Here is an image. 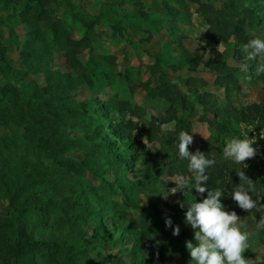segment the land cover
Segmentation results:
<instances>
[{
  "label": "rangeland",
  "instance_id": "rangeland-1",
  "mask_svg": "<svg viewBox=\"0 0 264 264\" xmlns=\"http://www.w3.org/2000/svg\"><path fill=\"white\" fill-rule=\"evenodd\" d=\"M6 1L9 7L0 4V50L8 64L5 72L1 71L5 64H0V92L22 90L30 94L32 86L24 84L22 73L26 80L50 89L53 85L49 71H68L70 75L82 77L78 89L73 91L75 97H96L101 100L99 105L107 102L108 121H126L132 127L133 138L142 142L146 151L135 160L128 173L129 179L139 181L129 203L124 205L118 196L121 216L114 222L105 220L108 226H124L116 235L121 236L120 240L113 237L109 242L87 241L94 220L85 213H82L85 221L77 225H70L64 213L53 215L55 224L39 227L35 231L37 240L41 235L48 244L49 237L55 239L54 234H58L82 248L90 264H191L185 244L193 241L194 230L184 223L187 209L186 206L181 208V204L191 202L194 197L197 199L199 193L195 189L192 196L182 191L172 193L170 190L176 187V180L192 179V176L171 174L168 168L173 157L182 158L176 139L180 131L194 132L190 152H202L205 146L217 162L230 169L237 183L235 170L243 166L225 159L223 147L232 138L255 140L253 146L258 148V154L246 160L247 167L242 170L255 183L258 193L264 195V138L260 136L264 135V121L236 122L231 115L224 118L219 115L232 107L264 104V74L257 75L256 62L245 59L242 45L246 42L237 32L226 42L218 40L217 48L226 63L237 69L238 81L228 89L230 99L226 96L227 88L215 82L216 73L203 64L195 69L185 66L179 48L181 43L193 57L213 61V55L202 48L206 34L214 29L209 18L233 12L232 0H198L196 3L189 0H50L46 13L35 0ZM34 23L48 40L65 34L69 41H80L75 57L81 68H68L64 52L54 51L43 58L47 67L27 69L23 60L30 48L28 30ZM244 26L247 40L264 38V32L251 27L246 20ZM69 134L73 141L80 137V132L70 131ZM24 136L38 143L50 138L57 141L60 137L50 126L35 132L13 124L0 126V151H3L1 159L5 167L15 166L22 155L37 161ZM82 145L67 146V160L58 158L55 164L70 171L77 182H87L102 192L103 180L84 162L88 145ZM40 159L47 163L44 157ZM42 170H37L36 179H46ZM48 185L45 189L52 193ZM222 203L227 210L224 199ZM10 211L7 193L0 183V218L7 217ZM236 213L241 218L238 226L249 237V249L243 255L249 264H264V225L259 223L264 210L255 214L239 208ZM166 217L179 225V235L174 236L172 229L165 227Z\"/></svg>",
  "mask_w": 264,
  "mask_h": 264
},
{
  "label": "trees",
  "instance_id": "trees-1",
  "mask_svg": "<svg viewBox=\"0 0 264 264\" xmlns=\"http://www.w3.org/2000/svg\"><path fill=\"white\" fill-rule=\"evenodd\" d=\"M35 2L41 6L43 12L50 5V0ZM0 4L9 7L10 3L0 0ZM230 7L233 12L227 11L222 17L209 18V21L214 23V29L206 34V44L202 48L204 52L208 50L213 55V61L206 62L203 57H193L186 47L179 43L183 64L192 69L203 64L214 71L215 82L227 88L228 99V89L238 81L237 69L226 63L223 53L217 48L218 40L226 42L233 32H237L242 41L247 43L245 20L251 27L264 32V0H232ZM12 9L15 11L14 7ZM168 10L174 13L169 7ZM232 13L234 15H231ZM239 18H242L240 22L237 21ZM54 28L58 31L57 27ZM28 31L31 33L30 48L23 60L27 69L39 70L47 67L43 58L52 55L54 51L64 52L68 68H81L75 57L80 50V41H69L65 34L55 35L52 40H48L36 23L31 24ZM0 64H5V67H1V71L5 72L8 61L1 50ZM21 77L24 84H31L32 91L30 94L22 90L16 93L0 92V126L13 124L28 132L50 126L58 131L60 137L57 141L50 138L45 143H38L33 138L24 136V141L30 146L28 148L34 157H37V161L22 155L13 167H5L1 159L3 151H0V183L7 193L11 207L9 215L0 218V264H76L78 261L79 264H90L91 261L84 255L83 249L74 243L54 234L55 239L49 237L46 244L41 235L39 240L36 239L35 231L47 224L53 226L55 214L64 213L68 215L70 225H77L85 221L82 215L85 213L94 220V228L87 241L109 242L113 237L120 240L121 236L116 235L124 226H108L105 220L108 218L114 222L121 216V205L116 199L118 196L122 198L124 205L129 203L130 195L137 188L139 181L129 179L128 173L134 167L135 160L146 154L145 146L133 138L132 127L126 121H108L110 113L107 102L102 101L99 105L101 100L96 97H75L73 91L78 89L82 77L70 75L68 71H49V81L53 85L50 89L38 86L35 81L26 80L23 73ZM164 96L168 98L166 93ZM205 101L209 102V99ZM219 115L222 118L231 115L236 122L264 121V104L251 103L241 108L232 107ZM70 131L80 132V137H77L76 141L71 140ZM82 144L88 145L84 162L103 180L102 192L87 185V182H77L70 171L55 164L58 158L67 160V146H83ZM202 153L214 159L205 146ZM40 156L44 157L47 163H42ZM41 168L47 181L35 178V173ZM168 168L171 174H191L188 172V161L183 157H173L168 163ZM209 174V187H224L227 210L237 212L239 207L229 196L233 184L238 183L230 175V169L216 161L215 166L209 169ZM46 184H49L47 188L50 187L52 193L46 191ZM204 195L206 196V193ZM201 199V194H198L197 202ZM253 212L257 214V211ZM127 233H130V230Z\"/></svg>",
  "mask_w": 264,
  "mask_h": 264
},
{
  "label": "clouds",
  "instance_id": "clouds-1",
  "mask_svg": "<svg viewBox=\"0 0 264 264\" xmlns=\"http://www.w3.org/2000/svg\"><path fill=\"white\" fill-rule=\"evenodd\" d=\"M242 51L247 61L256 62V74H264V38L255 37L242 45ZM189 131H180L177 135V149L179 155L188 161V172L192 179L180 177L175 181L176 187L170 191L175 193L182 191L190 196L193 189L201 194V201L196 198L191 202L181 204L186 206L184 223L194 230L193 241H186V248L190 254L191 264H249V260L243 253L249 249V237L246 231L241 230L238 222L241 218L236 211L226 210L222 199L225 198L224 187H209V169L213 168L216 160L208 158L197 150L189 151L193 143V136ZM264 138V135H260ZM255 140L247 138H232L223 147V157L234 165H242L236 169L239 178L238 184H233L230 193L231 199L244 211L264 210V195L258 193L255 183L242 170L247 167L245 161L254 158L258 154V148L254 147ZM206 193V196L204 195ZM253 195L256 196L253 199ZM264 225V216L259 220ZM165 227L172 229L174 236L179 235V225H174L171 217L165 218ZM152 238H155L153 234ZM158 243V242H157Z\"/></svg>",
  "mask_w": 264,
  "mask_h": 264
}]
</instances>
